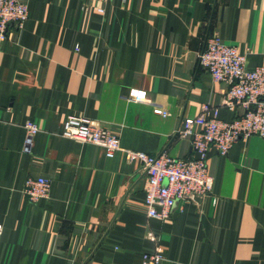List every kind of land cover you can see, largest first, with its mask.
<instances>
[{
  "label": "crops",
  "instance_id": "crops-1",
  "mask_svg": "<svg viewBox=\"0 0 264 264\" xmlns=\"http://www.w3.org/2000/svg\"><path fill=\"white\" fill-rule=\"evenodd\" d=\"M20 1L28 19L0 43V264H140L156 244L159 264H264L260 137L225 156L210 150L211 193L178 202L161 221L143 206L140 164L61 136L77 116L116 135L122 149L192 158L176 135L180 120L243 113L224 105L228 86L199 68L198 55L216 36L247 68L264 67V0H110L103 14L88 0ZM130 90L151 104L129 101ZM27 121L39 128L29 154ZM37 177L50 190L32 204L22 191Z\"/></svg>",
  "mask_w": 264,
  "mask_h": 264
},
{
  "label": "built area",
  "instance_id": "built-area-1",
  "mask_svg": "<svg viewBox=\"0 0 264 264\" xmlns=\"http://www.w3.org/2000/svg\"><path fill=\"white\" fill-rule=\"evenodd\" d=\"M110 0H88L96 12L103 14ZM27 5L20 0H0V43L7 38L8 28L13 25L19 30L28 19ZM198 66L207 72L215 82L228 86L223 103L228 108L240 104L243 113L232 121L217 119V112L205 118H184L176 135L189 141L192 158H173L162 152L149 156L142 152L122 149L116 135L88 119L68 116L63 124L61 136L79 143L92 144L102 148L109 156L123 153L128 164H140L145 171L143 206L149 218L167 221L176 204L192 196H208L213 188V177L208 172L207 154L214 150L225 156L239 140L258 136L264 140V67L247 68L244 54L234 46L225 44L216 36L208 37L198 55ZM129 101L151 104L145 91L130 90ZM206 110V108H204ZM153 113L165 117L167 112L155 106ZM24 138L22 152L29 154L33 139L39 132L37 124L27 121L23 124ZM50 180L45 177L28 178L23 195L30 203L46 199ZM148 237L157 243L154 234ZM163 259V248L156 244L150 251L141 254L140 264H159Z\"/></svg>",
  "mask_w": 264,
  "mask_h": 264
},
{
  "label": "water",
  "instance_id": "water-1",
  "mask_svg": "<svg viewBox=\"0 0 264 264\" xmlns=\"http://www.w3.org/2000/svg\"><path fill=\"white\" fill-rule=\"evenodd\" d=\"M192 197H195V198H196V197H198V196H192ZM192 197H191V198H192Z\"/></svg>",
  "mask_w": 264,
  "mask_h": 264
}]
</instances>
